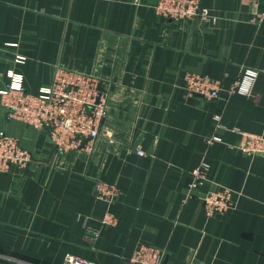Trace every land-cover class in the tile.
<instances>
[{"label": "crops", "instance_id": "obj_1", "mask_svg": "<svg viewBox=\"0 0 264 264\" xmlns=\"http://www.w3.org/2000/svg\"><path fill=\"white\" fill-rule=\"evenodd\" d=\"M201 1L210 22L166 19L158 0H0V91L14 72L38 94L61 65L94 74L110 95L89 157L60 155L47 132L9 121L0 96V131L34 157L0 173V261L133 264L147 244L165 250L164 264H264V157L236 148L243 132L264 136V74L250 96L186 88L188 73L229 87L243 67L264 68V20L252 22L264 0ZM202 162L206 179L192 188ZM96 180L120 197L98 199ZM220 187L233 207L209 217L202 197Z\"/></svg>", "mask_w": 264, "mask_h": 264}, {"label": "built area", "instance_id": "obj_2", "mask_svg": "<svg viewBox=\"0 0 264 264\" xmlns=\"http://www.w3.org/2000/svg\"><path fill=\"white\" fill-rule=\"evenodd\" d=\"M256 1V0H250ZM155 12L172 21L210 22L209 10L202 6L201 0H158ZM264 13L258 14L252 22L261 23ZM22 56L16 61L23 62ZM264 68L243 67L233 85L226 87L222 81L195 73L186 75V88L191 95H198L207 100L219 97L222 91L229 95L250 96ZM1 103L7 110L9 121H20L37 131L48 133L51 143L60 155L82 152L92 156L97 149L103 133V121L107 118L110 95L100 79L94 74L57 65L53 81L42 87L38 94H30L23 86V77L10 73V84L0 91ZM219 127L221 116H216ZM241 141L236 146L242 153L262 155L264 157V136L241 133ZM213 135L207 140L209 145L220 141ZM143 155V151H138ZM33 153L23 147L16 137L0 131V173H11L14 169L25 170L33 162ZM208 164L202 162L193 171L192 188L201 186L206 179ZM95 194L98 199L114 203L121 195L118 185L102 180L95 181ZM206 215L211 217L223 214L233 207L232 192L220 187L209 191L202 197ZM107 226H116L118 219L107 214L103 220ZM166 252L156 246L143 244L135 251L133 264H164ZM0 264H25L21 260L6 258ZM62 264H95L84 258L67 255ZM186 264H204L192 260Z\"/></svg>", "mask_w": 264, "mask_h": 264}]
</instances>
